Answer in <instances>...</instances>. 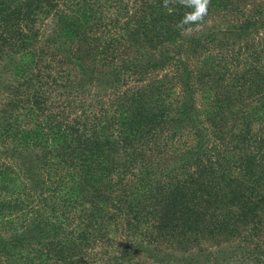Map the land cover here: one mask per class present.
<instances>
[{
	"label": "trees",
	"instance_id": "trees-1",
	"mask_svg": "<svg viewBox=\"0 0 264 264\" xmlns=\"http://www.w3.org/2000/svg\"><path fill=\"white\" fill-rule=\"evenodd\" d=\"M162 3L0 0V264H264V0Z\"/></svg>",
	"mask_w": 264,
	"mask_h": 264
},
{
	"label": "clouds",
	"instance_id": "clouds-1",
	"mask_svg": "<svg viewBox=\"0 0 264 264\" xmlns=\"http://www.w3.org/2000/svg\"><path fill=\"white\" fill-rule=\"evenodd\" d=\"M170 3H178L182 7L192 9L186 12L182 19L177 22L176 27L182 35L191 36L194 31L201 30L205 17L208 15L211 0H163L162 6L171 11L169 8Z\"/></svg>",
	"mask_w": 264,
	"mask_h": 264
}]
</instances>
